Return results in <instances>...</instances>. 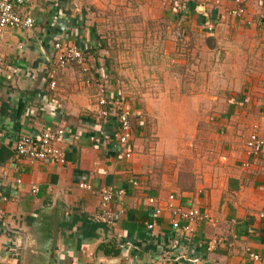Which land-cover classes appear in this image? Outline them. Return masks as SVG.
Returning a JSON list of instances; mask_svg holds the SVG:
<instances>
[{
	"label": "crops",
	"instance_id": "0c3cea01",
	"mask_svg": "<svg viewBox=\"0 0 264 264\" xmlns=\"http://www.w3.org/2000/svg\"><path fill=\"white\" fill-rule=\"evenodd\" d=\"M238 6L242 17L230 16ZM20 11L31 28L0 29V264H250L246 248L264 264V150L250 158L244 146L252 124L264 139V0H30ZM55 41L81 49L82 64L52 70ZM97 84L126 97L128 158L115 114H99ZM183 103L193 127L198 112H222L201 157L177 139L153 149L148 117L164 123ZM57 128L63 163L15 153L18 137ZM213 143L217 153L206 151ZM105 185L124 191L110 228L92 221ZM169 195L206 218L173 229L170 213L154 215L147 201Z\"/></svg>",
	"mask_w": 264,
	"mask_h": 264
},
{
	"label": "built area",
	"instance_id": "2783aa9c",
	"mask_svg": "<svg viewBox=\"0 0 264 264\" xmlns=\"http://www.w3.org/2000/svg\"><path fill=\"white\" fill-rule=\"evenodd\" d=\"M30 0H0V29L4 27H19V28H31L33 26V20L29 15H26L20 11V7ZM221 1L226 0H212L214 4H218ZM241 0H233L234 3H240ZM244 13V9L240 6L228 10V14L234 18H241ZM264 28V23L261 24ZM83 62L82 50L77 46L69 44L65 41H55L53 43L52 54V70L63 69L71 64L81 65ZM2 57L0 55V71L2 70ZM54 82H49V87H53ZM97 103L101 106L99 114L106 116L108 113H113L116 116L117 121V136L116 141L120 149V155L124 158H128L130 155L131 143H132V128L130 121V111L127 107L126 97L124 95L108 96L104 93L102 85L97 84ZM241 107L242 101L237 102ZM62 128H57L54 131H44L37 138H31L29 136H20L14 143V151L20 156L28 159L29 161H50L52 163L61 164L64 162V154L62 150L56 145L61 141ZM244 146L248 157L253 158L258 156L262 150H264V139L257 133V125L252 124L248 130ZM246 164H244L245 166ZM18 183L19 180H16ZM79 187L89 188L86 184H79ZM35 185L30 186L32 193L36 192ZM124 193L123 189H115L111 186L105 185L98 189V207L92 217V221L95 224L102 225L106 228H110L114 222V212L111 207V201L121 196ZM6 197L0 194V201H5ZM148 203L154 204L153 214L157 215L160 212L162 206L171 215L170 226L173 229H180L183 232H191L190 224L198 220L206 218L204 212L197 210L196 208L189 207L187 209L182 208L179 205L172 204V196L168 198L161 205L160 201L153 197L147 198ZM161 207V208H162ZM259 216H263V212L259 213ZM4 211L0 207V223L3 222ZM152 224H148L151 227ZM6 236L14 233V230L10 227H6L4 230ZM220 241L219 238H209L205 244L206 250H212L215 245ZM20 243L18 242V245ZM250 264H255L259 261V256L245 249Z\"/></svg>",
	"mask_w": 264,
	"mask_h": 264
},
{
	"label": "rangeland",
	"instance_id": "374dc122",
	"mask_svg": "<svg viewBox=\"0 0 264 264\" xmlns=\"http://www.w3.org/2000/svg\"><path fill=\"white\" fill-rule=\"evenodd\" d=\"M215 71H218V66L212 65V75L215 73ZM217 76V75H216ZM213 84H215V87L218 86L219 80L213 75ZM213 87V89L215 88ZM179 99V98H178ZM184 109H178L175 108L173 111L171 110L169 113L172 114L168 121H165L162 123V120L158 121V124H156L157 120L153 117H148L147 126L149 130V134L152 135V142L155 148V140L160 139L161 140H171V139H177L180 140L181 148L180 151L183 153L188 152V154H191L192 152H196L199 157L202 155L200 152L203 150V142L205 139H209V141L215 142V134L219 132L217 129V125H215V115L214 113H222V112H216L215 109H210L206 112H203L201 115V112H198V117L202 116V119L197 121V124L193 127L194 119V112L191 110L186 109L185 104L183 103ZM149 135V136H150ZM214 137V138H213ZM214 150H206L210 153H217V149ZM164 150L168 151L166 149V146L163 147ZM169 150H177V153L180 152L178 148L175 147H169ZM169 157V156H168ZM197 156V158H199ZM212 158H214V155H212ZM211 158V159H212ZM208 159V155H207ZM209 160V159H208Z\"/></svg>",
	"mask_w": 264,
	"mask_h": 264
},
{
	"label": "water",
	"instance_id": "95a60500",
	"mask_svg": "<svg viewBox=\"0 0 264 264\" xmlns=\"http://www.w3.org/2000/svg\"><path fill=\"white\" fill-rule=\"evenodd\" d=\"M53 223H54V229H55V224H56V221H55V219H53ZM53 232H54V230H53Z\"/></svg>",
	"mask_w": 264,
	"mask_h": 264
},
{
	"label": "trees",
	"instance_id": "16d2710c",
	"mask_svg": "<svg viewBox=\"0 0 264 264\" xmlns=\"http://www.w3.org/2000/svg\"><path fill=\"white\" fill-rule=\"evenodd\" d=\"M82 55H83V52H82ZM94 225H98V224H95V223H93Z\"/></svg>",
	"mask_w": 264,
	"mask_h": 264
}]
</instances>
